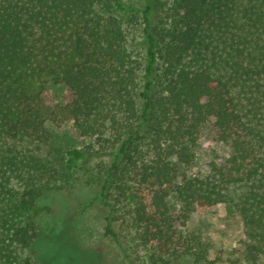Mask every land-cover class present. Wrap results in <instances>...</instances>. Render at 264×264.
Segmentation results:
<instances>
[{"label": "trees", "instance_id": "1", "mask_svg": "<svg viewBox=\"0 0 264 264\" xmlns=\"http://www.w3.org/2000/svg\"><path fill=\"white\" fill-rule=\"evenodd\" d=\"M51 125L58 154L6 142ZM202 135L223 154L192 173ZM78 178L129 264H214L186 225L218 204L243 228L224 264H264V0H0V264H38Z\"/></svg>", "mask_w": 264, "mask_h": 264}, {"label": "rangeland", "instance_id": "2", "mask_svg": "<svg viewBox=\"0 0 264 264\" xmlns=\"http://www.w3.org/2000/svg\"><path fill=\"white\" fill-rule=\"evenodd\" d=\"M49 96L51 102H56L57 98H62V93L50 91ZM49 130L58 140L50 146H37L22 138L7 139L6 142L28 154L55 155L68 144V141L59 139L63 130L67 131L68 128L51 125ZM222 149L221 145L208 141L202 135L195 148V163L191 172L205 171L211 156H221ZM65 194L68 210H58L51 227L38 231L32 246L38 264H129L128 251L105 234L106 208L98 195L96 184H87L84 179L78 178ZM224 209L222 204L211 208H196L186 225L187 230L200 236L208 258L214 260V264L226 263L238 256L241 249L242 224Z\"/></svg>", "mask_w": 264, "mask_h": 264}]
</instances>
